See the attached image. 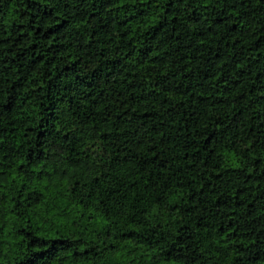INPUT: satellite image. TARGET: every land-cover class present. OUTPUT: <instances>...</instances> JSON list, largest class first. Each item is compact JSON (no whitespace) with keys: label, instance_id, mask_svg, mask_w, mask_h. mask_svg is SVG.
Returning <instances> with one entry per match:
<instances>
[{"label":"trees","instance_id":"16d2710c","mask_svg":"<svg viewBox=\"0 0 264 264\" xmlns=\"http://www.w3.org/2000/svg\"><path fill=\"white\" fill-rule=\"evenodd\" d=\"M0 264H264V0H0Z\"/></svg>","mask_w":264,"mask_h":264}]
</instances>
